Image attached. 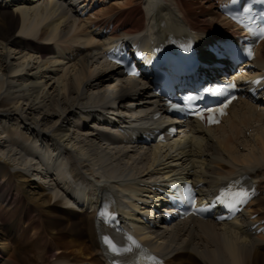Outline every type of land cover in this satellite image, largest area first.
Wrapping results in <instances>:
<instances>
[{
  "label": "bare ground",
  "instance_id": "1",
  "mask_svg": "<svg viewBox=\"0 0 264 264\" xmlns=\"http://www.w3.org/2000/svg\"><path fill=\"white\" fill-rule=\"evenodd\" d=\"M49 1L0 0V264H102L96 197H133L136 212L153 197L147 187L136 191L142 183L187 175L212 192L240 174L261 192L240 222L157 225L150 244L174 264H264L261 225L252 229L264 221L263 112L242 102L224 126L190 124L172 147L147 150L123 142L112 149L102 140L111 128L98 124L111 120L116 104L136 117L153 103L145 79L113 87L99 33L112 27V36L127 39L185 30L203 42L219 25L232 27L221 0ZM76 1L109 5L94 20L79 19ZM24 232L40 242L24 244Z\"/></svg>",
  "mask_w": 264,
  "mask_h": 264
},
{
  "label": "snow or ice",
  "instance_id": "2",
  "mask_svg": "<svg viewBox=\"0 0 264 264\" xmlns=\"http://www.w3.org/2000/svg\"><path fill=\"white\" fill-rule=\"evenodd\" d=\"M231 87H235L234 85H232ZM193 99H196L195 97H189L188 98V101H186V103H190ZM227 105H225V107H226ZM209 112L210 113H216V112H223V109H209ZM201 119L203 118L202 116L200 117ZM210 123H218V120H216V119H212V120H210L209 121ZM248 199V197H247V194H244V198H243V200L241 201V202H244V201H246ZM201 211H205V209H201ZM104 213L103 212H101L100 213V215L102 216ZM129 239L131 240L132 238L131 237H129ZM104 242L106 243V244H108L109 245V247L111 248V250L113 251V252H118L119 251V249H117V247L114 245V244H112V242L107 238V237H104ZM133 243H135V241H132Z\"/></svg>",
  "mask_w": 264,
  "mask_h": 264
},
{
  "label": "rangeland",
  "instance_id": "3",
  "mask_svg": "<svg viewBox=\"0 0 264 264\" xmlns=\"http://www.w3.org/2000/svg\"><path fill=\"white\" fill-rule=\"evenodd\" d=\"M19 238H20V240H23L24 241V244L26 243L28 246H33L34 244H36V242H38V243L40 242V239H37V241L35 242V240H36V238H35L33 241H31V242H33V244L31 242L29 243L28 239L30 237L25 232H24V234H22L21 236H19Z\"/></svg>",
  "mask_w": 264,
  "mask_h": 264
}]
</instances>
